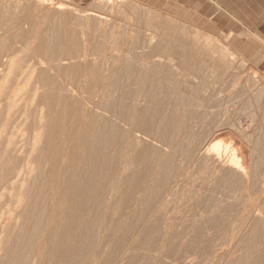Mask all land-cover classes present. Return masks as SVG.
Returning <instances> with one entry per match:
<instances>
[{
  "label": "rangeland",
  "instance_id": "obj_1",
  "mask_svg": "<svg viewBox=\"0 0 264 264\" xmlns=\"http://www.w3.org/2000/svg\"><path fill=\"white\" fill-rule=\"evenodd\" d=\"M14 1L16 0H0V18L5 19L4 22H6L0 26L4 29L3 32L5 31L3 33L5 42L2 40V44L6 47L5 54H21L19 52V47H21L19 41H22L23 35L25 37L33 35L30 40L33 47L37 43L36 36L46 34V32L49 33L51 24L56 21V23H62L61 25L58 23L59 29L63 32L66 30L69 35H72L75 40L73 42H76L80 48L83 47L86 41L94 45L102 37L106 40H109L110 37V41L105 42L107 45L117 43L121 45V42L124 43L130 36L137 37L141 44L147 33L149 34L151 31L157 37L160 35L158 39L162 42V45H166L167 50H175L179 53L173 61L174 64H178L173 74L168 78L167 76H159L164 80V84H170L172 82L170 80H173V82L179 81L182 71L191 70L192 73H195L199 70L197 67L201 64L203 66L204 60L207 61L208 66H205V63V68H202V71L203 76L209 80L206 82L205 88L208 86L210 90L206 89V91L210 92L212 98H208L209 93L206 94L205 91L197 95L199 98L204 97L206 99L203 101V105L201 104L203 107L200 105L199 108L195 105L194 110L196 112L198 107L200 109L198 111L197 108L199 114L196 113V117H192L193 120H190V124L187 120L188 124L191 126L195 123V133L198 134L199 132L201 134L199 139L202 144L200 152H204L205 147L203 146L211 138L224 140L223 146H226L229 140L230 146L232 144L234 148H237V154L246 163L245 166L247 165L249 169L248 171L246 168V172L249 174L246 172L244 175L242 174L243 180H240L241 174L240 176L236 174V178H239L238 180L235 178L239 181L237 184L236 181L232 180L234 176L231 179L232 182L229 179L224 180L222 176H230V174L227 171L225 173L226 169L222 170L220 168H217V172L215 170L216 166L213 165L212 167L209 166L210 172L208 170L209 174L212 170L213 174L211 175L214 178L216 176L212 180V176L207 177V170L204 172V169L201 168V161L197 163L199 159H203L205 154L199 152L202 156L199 153L197 154L199 158L197 157L194 161L196 163L194 165L191 161L176 160L174 162L173 166H180L178 172L180 177L177 175L179 188H175L177 193L175 191L174 196L171 195L170 199L169 197L166 199L168 203L165 202L164 208L156 213L154 217H151V219L160 218L157 231H153L152 234L149 231L147 236H143L145 232L139 231L141 229L140 220L138 221L137 217L127 213L128 209L123 207L124 194L122 199L118 200V203L109 207L105 215L99 217V224L87 222L82 225V208L78 210L79 207L75 206V204L82 205V202L77 199L71 200L68 191H63V188L67 189V181L63 182V178L66 157L67 159L70 157L78 158L77 156H70V152H68V145H70L68 141L72 137L70 133L81 131L75 128L79 123L84 124V117L81 113L78 115H75V113L74 115L68 114L67 102L64 99L57 100V94L53 90L47 91L43 98L39 97L37 103L43 102L44 109L50 115L53 114L52 118L55 119L56 123L54 144L49 150L43 149L42 145L39 150L37 149V152L34 151L35 158L32 155L34 159L37 158L38 171L27 182L26 186L31 190L24 193L25 198L17 212L20 216L17 221L18 228L11 233L9 238L7 237L8 240L3 250L0 251V264H19V259L31 253H36L37 264H78V260L81 259L82 264H115L116 262L118 264H186V258H183V255L188 259L187 264H228V258L234 259L240 256L243 257L244 264H252L259 252L264 254V224L257 218V215L261 212L264 215V83L257 78L254 71L250 69L248 63L238 54L237 50L228 44V40L222 38L221 35H213L192 24L182 22L180 17L174 13V2L169 0H45L39 2L42 7H38L32 11L28 18L24 19H21V16L22 14L25 16L26 11L21 6L24 5L25 7L28 3H34L35 0H20L22 4L17 7H15ZM47 3L50 6L46 5ZM57 3H60V6L65 10H57L55 8ZM72 8H74V12L71 10ZM4 11H7L6 14L8 15L5 16ZM75 13L81 14L80 17ZM100 16L104 19L101 18L103 23L98 26L97 21H99ZM86 18L90 21L88 25L87 22L86 24L84 22L87 20ZM106 19L111 21L108 20V22ZM80 21L84 25H81ZM27 22H30L32 27H36V32L29 31L33 28L29 24L27 25ZM66 25L68 27H65ZM79 25L85 28L83 29ZM110 28L115 30L113 31ZM149 28L151 29L149 30ZM109 32H112L111 35ZM160 37L162 38L160 39ZM162 39L166 41H162ZM200 47H207L206 57L208 56V58H204L203 49L201 48V52ZM209 48L210 50H208ZM100 49L103 50L101 47ZM26 57L28 60L31 58L30 56ZM31 59L26 63L30 64L33 61ZM165 61L162 60V63ZM209 66L210 70L216 73L211 74ZM207 72H210L209 75ZM50 74L58 83L67 82L68 77L72 76L68 71H64V73L63 71L60 73L50 71ZM78 74L82 76V70ZM210 74L211 78L209 79ZM80 78L85 79V77ZM200 79L201 75L194 76V81L190 77V81H193L194 84L198 83ZM30 81L34 82L35 80ZM72 82L76 94H80L81 97L87 96L91 90L96 91L97 89L81 86L82 82L80 84H75V81ZM189 84V82L182 83L178 85V88L182 91L187 90ZM31 85L29 84V86ZM50 85L52 86V84ZM47 87L49 86L44 85L41 87L40 85L39 91L42 92L43 89H48ZM208 99L210 100L209 103ZM24 102L25 99L19 101L16 109L18 108L20 114L17 113L18 111L15 114V117L17 116L15 126L16 129L20 130L18 134L21 133L20 136L17 134L19 138L16 135V146L23 150L30 147L29 139L33 132L32 129L35 127L32 117L26 121L27 123L24 121L25 114L22 113ZM71 104L74 108L77 105L79 109L80 104L77 101ZM141 104L146 105L145 102ZM205 106L206 110L204 109ZM32 108H35L34 104L30 107V109ZM2 109L3 101L0 102V111ZM1 117L2 114H0V128L2 129L4 121ZM73 117H76V119ZM201 120H203V123ZM17 122L20 123L18 128ZM44 123L46 133L50 130L48 117L44 119ZM23 128L24 130H22ZM11 129V125L3 128V138H6V134ZM2 136H0V140L3 139ZM147 139L149 140L148 143L154 142L151 138ZM229 143L228 150L230 151L232 147L230 148ZM78 144L76 143V148ZM153 144H156L152 145L155 146V149L159 146L158 150L161 153L163 152L162 147L164 146L161 147V144L156 141ZM3 147L2 144L0 149ZM167 151L168 149L164 147V152ZM227 155L229 154L227 153ZM135 156L133 157L134 160ZM207 159H210V156ZM139 160L136 156V161ZM136 164L143 167L142 163L136 162ZM73 165L78 166V161L74 162ZM40 172L42 181L36 188L34 177ZM215 172L220 177H217L218 175ZM204 173L205 175L207 173V180L206 177L204 178ZM218 178L219 180H217ZM10 179L12 181L6 176L0 177V221L7 216L4 211L11 204V197L14 195L12 188L18 184V178L11 177ZM181 180L182 182L185 181V184L182 183V185ZM107 196L108 194H106ZM2 211L5 215L2 214ZM255 212H257L256 215ZM87 213L92 214L93 212ZM70 215L73 222H79L81 226V231L77 234L72 231L67 233L63 226L64 219ZM210 215L216 216L215 218L219 222L208 224L207 216L212 217ZM219 216L222 218L219 219ZM167 217L172 218L167 220L171 222L169 226L167 221H164ZM253 217L255 221H252ZM62 218H64L63 221L58 225ZM89 219H91L90 216L87 217V220ZM193 220L194 225L192 226ZM160 221L165 222V224H161ZM254 222L262 229V234L260 233V238H257L253 246L245 248L242 237L247 235V231ZM151 223L153 224L154 220H151ZM196 223L199 225V229L202 228L203 241L201 242L198 241L199 237L195 236V234H198L195 231L198 227ZM0 224L2 226L3 221ZM201 225L205 226V230L204 226ZM151 227L150 224V230ZM70 245H73L72 249H69ZM128 245L131 246L130 251L128 250L130 259L120 260L119 255L122 249Z\"/></svg>",
  "mask_w": 264,
  "mask_h": 264
},
{
  "label": "bare ground",
  "instance_id": "obj_2",
  "mask_svg": "<svg viewBox=\"0 0 264 264\" xmlns=\"http://www.w3.org/2000/svg\"><path fill=\"white\" fill-rule=\"evenodd\" d=\"M40 1L44 2L45 0H35L34 3H28L25 7L24 5L21 6L26 11V17L22 14L21 19L28 18L32 11L38 7H42L41 3H39ZM14 2L15 7L22 4L20 0ZM46 5L50 6L48 3ZM60 5V3H57L55 8H57V10H65V8H62ZM73 9L74 8L71 10ZM6 12L7 11H4L5 16L8 15ZM75 14L78 15L77 13ZM80 15L78 16L80 17ZM101 18L104 19V17L100 16L99 21H97L98 26L103 23ZM4 20L0 18V26L6 23ZM84 22L85 24L87 22L88 25L90 21L87 19ZM58 23L60 25L62 24L61 22ZM58 23L55 21L51 24L49 33L46 32V34L38 35V37L36 36L37 43L33 47L30 41L33 35L26 37L23 35L21 38L22 41H19L21 44L19 52L21 54L4 53L6 47L2 43L5 40L3 39V33L5 31L3 32L4 29L0 27V102L3 101V109L0 111V114H2L1 118L4 121L2 129L0 128V136L3 135L4 127L8 125L12 127L10 132L6 134V138L2 136L3 139H1L2 141L0 140V146H2V144L4 145V147L0 149V177L6 176L9 180H11V177L18 178L17 186L12 188L14 195L11 197V204L9 208L6 209L5 207L6 210L4 212L7 216L2 220L3 225L1 226L0 224V251L3 250L11 233L18 228L17 221L20 216L17 212L19 207L22 206L25 198L24 193L31 190V188L26 186L27 182L31 179V176L33 177L37 174V158L34 159V151L37 152V149L39 150L42 145L43 149L49 150L54 144L56 123L55 119L52 118L53 114L50 115L49 112L44 109L45 105L43 102L37 103L39 97L43 98L47 91L53 90L54 93L57 94V100L64 99L67 102L68 114L74 115L75 113V115H78L81 113L84 117V124L81 125V123H79L75 128L81 131L70 133L72 137L68 141V144H70L68 145V152H70V156H77L78 158L70 157L67 159L66 157L65 174L63 178V182L67 181V189L63 188V191H68L71 200L77 199L79 202H82V205L75 204L76 207H79L78 210L82 208V225L87 222L97 224L99 222V217L105 215L109 207L118 203V200L120 198L122 199V195L124 194L125 199L123 207L128 209V211H126L127 213L137 217L138 221L140 220L141 229L139 231L145 232V234H143L144 237L148 235L149 231L152 234L153 231H157L159 224L158 220L160 218L155 217L151 219V217H154L156 213H159L164 208L166 205L165 202L168 203L166 200L168 197L170 199V196L173 195L175 191L177 193L175 188L178 187L179 183L177 175L180 171V166H173L174 162L176 160L191 161L193 162L192 165H194V161H196L197 157L199 158L197 154L200 152L202 145L201 142H199L201 134H199V132L198 134L195 133V123L191 126L189 124L193 120L192 117L200 110V105H203V101L206 99L203 96V98H199L197 95L205 91L206 94L209 93L208 98L210 97V92L206 91L208 86L205 88V84L209 80L203 76L202 71V68H205V63V66H208L207 61H203L202 59L203 66L201 63V65L198 63L199 66L197 69L199 70L195 73H192L191 70L182 71L179 81L173 82V80L169 78L172 82L170 84H164V80L159 76H167L168 78L173 74L178 67V64H174L173 61L178 57L179 53L175 50H167L166 45H162V42L158 39L160 35L157 37V35L151 31L149 34L147 33V36L144 37L145 39H143V42L141 41V44L137 37L130 36L124 43L121 42V45H119V43L107 45L105 42L107 43L110 41L108 35L109 40L102 37L100 41L96 42L94 45H92L91 42L89 44L88 41H84L83 47L80 48L76 42H73L74 39L72 35H69L66 30L63 32L59 29ZM28 24L32 27L30 22H27V25ZM81 25L84 24L81 22ZM65 27L68 26L66 25ZM80 27L83 29L85 28L83 26ZM32 28L33 30L30 29L29 31L34 32L36 27ZM150 29L151 28H149V30ZM153 30L155 31V29ZM111 33L109 32L110 35ZM161 38L162 37H160V39ZM77 39L79 38L77 37ZM79 41L81 40L79 39ZM162 41L166 40L162 39ZM100 47L103 48V50L100 49ZM31 48L35 50L31 51ZM204 48L205 47H200V51L204 53V58H208V56L206 57L207 47ZM208 50H210V48ZM26 56H30L33 59L30 64L26 63V61H29L31 58L29 57L30 59L28 60ZM162 60L166 61L162 63ZM213 68L215 69V67ZM213 68L211 69L213 70ZM81 70L82 76L78 74ZM50 71L58 73L68 71L72 76L68 77V79L66 78L69 82L58 83L50 76L52 74H50ZM209 73L207 72L208 75ZM212 73L216 72L211 71V74ZM211 74L209 79L211 78ZM200 75L201 79L199 82L196 84L192 83L194 81V76L198 77ZM80 77H85V79L83 80ZM190 77L193 81H190ZM176 78H178V76H176ZM32 79L35 81L31 82L30 80ZM72 81H75V84H80V82H82L83 84L81 86L97 89L96 91L91 90L87 96L81 97L80 94H76L77 92H75V86L72 84ZM10 82H12V84H10ZM84 82L86 83L84 84ZM188 82L190 84L187 90L182 91L178 88V85ZM32 83L33 85H31ZM29 84L31 86H29ZM50 84H52V86ZM40 85L41 87L44 85L49 87L40 92ZM211 98L212 97H210V99ZM22 99H25L24 107L22 108V113L25 114L24 121L26 122L32 117V121L35 123L31 138L29 139L30 147L24 149L26 151L16 146V135L20 130L16 129L15 126V119L17 118L15 114L18 111V108L16 109V107H18L17 104ZM76 101L80 104L79 109L77 105L74 108L71 104L72 102L76 103ZM143 102H145L146 105H142L141 103ZM209 102L210 100L208 103ZM33 104L35 108L30 109ZM195 105L199 106V108L197 107L198 111L196 108V112L194 110ZM204 109L206 110V106ZM19 112L20 111L17 113ZM46 117L49 118L50 130L45 133L44 119ZM73 118L76 119V117ZM187 120H189V124ZM201 122L203 123V120H201ZM18 124L20 123L17 122V128ZM175 128L176 131H178V133H176L177 135L175 134L176 131L174 132ZM196 128L198 129L197 126ZM22 130H24V128ZM18 135L20 136L21 133ZM147 138H151L154 142H159L161 147H166L168 151L164 152V147H162L164 153H161L158 150L159 146H156L157 149H155V146L153 147L152 145L156 144H153V141V143H148L149 140ZM214 139L211 138L207 144L203 143L205 150L202 147L204 150V152H202L205 154L203 159H199L197 163L201 161L200 166H202L201 168L204 169V172L206 170V172H208V170L210 172L209 166L212 167L213 165L216 166V169L214 168L215 170H217V168L222 170L226 169L225 173L227 171L230 176H225L222 173V175H224L222 178L224 180L229 179L231 182L234 180V182L236 181L238 184L239 181L237 180L239 178H236V174L239 176L241 174L240 180H243L242 177L247 168V165L245 166L246 163L243 162V159L237 154V148H234L232 144L230 146L229 140V146L230 148L232 147L230 151L228 150V143H226V146H223L224 140ZM76 143H79L77 148ZM179 153L180 155H178ZM200 153L199 155H201ZM227 153L229 155H227ZM135 155L140 159L139 161H136ZM205 155L207 157L210 156V159H207ZM134 156L135 160L133 159ZM77 161L79 165L74 166L73 163ZM136 162L142 163L143 167L138 166ZM209 172L208 175L206 173L207 177H211V174H213L212 170L211 174H209ZM40 175L41 172L34 177L36 188L42 181ZM206 175L204 173V178ZM217 175V177H220L218 173ZM233 176L234 179H232ZM211 178L214 180L216 176L215 178L213 176ZM222 178H220V180H222ZM235 178L237 180H235ZM182 180L181 184L185 182H182ZM217 180H219V178ZM106 194H108L107 197ZM90 211L93 213H87ZM2 214H4L3 211ZM254 214L256 215L257 212ZM260 214H262V212ZM260 214L257 215V218L264 224V215ZM89 216L91 219L87 220ZM210 216L212 217L207 216V223L210 225L212 223L216 224L214 223L218 221L217 218H215L216 216ZM168 217L164 219V221L172 219ZM221 218L222 217L219 219ZM63 219L64 218L60 219L58 225ZM151 220H154L153 224ZM253 220L255 221L254 217L252 221ZM2 221H0V223ZM160 223L165 224V222L161 221ZM192 223L191 225L193 226L194 220ZM150 224L153 227V230L151 227L152 231L149 229ZM170 224L171 222L167 221V225L169 226ZM197 225L196 223V226ZM204 225H206V223ZM63 226L67 233L72 231L74 234H77L81 231L79 222H73L71 215L64 219ZM249 230L247 231L248 233H246L247 235L242 237L245 248L253 246L257 238L262 234V229L256 222H254V224L252 223ZM195 231L198 233L197 235L195 234V236L199 237L198 241H203L202 228L199 229L198 225ZM72 248L73 245H70L69 249ZM129 249H131L130 245L122 249L119 255L120 260L125 258L130 259L128 257ZM131 256L135 257L134 255ZM256 256L252 264H264V254L259 252ZM183 258H186L185 263L187 264V257L183 255ZM243 261L244 259L242 256L234 259L228 258V264H244ZM19 264H37L36 253L25 255L22 259H19ZM78 264H82V259L78 260ZM115 264L118 263L116 262Z\"/></svg>",
  "mask_w": 264,
  "mask_h": 264
},
{
  "label": "crops",
  "instance_id": "obj_3",
  "mask_svg": "<svg viewBox=\"0 0 264 264\" xmlns=\"http://www.w3.org/2000/svg\"><path fill=\"white\" fill-rule=\"evenodd\" d=\"M175 15L237 50L264 83V0H169Z\"/></svg>",
  "mask_w": 264,
  "mask_h": 264
}]
</instances>
